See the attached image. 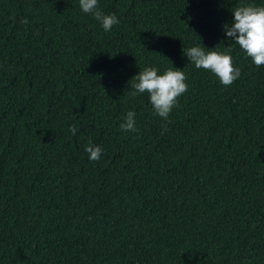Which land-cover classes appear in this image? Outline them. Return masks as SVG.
Listing matches in <instances>:
<instances>
[{
	"label": "trees",
	"instance_id": "1",
	"mask_svg": "<svg viewBox=\"0 0 264 264\" xmlns=\"http://www.w3.org/2000/svg\"><path fill=\"white\" fill-rule=\"evenodd\" d=\"M242 4L264 0H98L105 32L79 0H0V264H264V66L223 31ZM146 67L187 77L167 122L132 95Z\"/></svg>",
	"mask_w": 264,
	"mask_h": 264
},
{
	"label": "clouds",
	"instance_id": "2",
	"mask_svg": "<svg viewBox=\"0 0 264 264\" xmlns=\"http://www.w3.org/2000/svg\"><path fill=\"white\" fill-rule=\"evenodd\" d=\"M79 6L83 13L91 14L98 21L105 32L111 31L114 25L119 24L115 14H104L98 7V0H79ZM233 20L223 26V31L230 41L240 47L242 52L251 59L252 63L261 67L264 66V6L255 4H242L236 6L232 11ZM21 24H28L25 18ZM232 48L226 51H205V47L193 46L183 51L184 56L197 69H204L214 74L219 82L228 87L241 76L239 68L234 67L231 53ZM187 79L182 70L171 68L158 74L156 68L146 67L134 76L131 81L133 96L147 93L153 114L163 121L168 118L174 107L179 106V97L188 91ZM135 112L129 111L119 127L124 132H138L136 127ZM164 132L167 123L162 125ZM69 131L75 135L76 125H71ZM88 158L92 162L99 161L102 149L91 143L86 147Z\"/></svg>",
	"mask_w": 264,
	"mask_h": 264
}]
</instances>
